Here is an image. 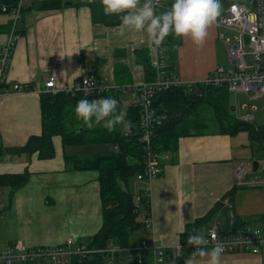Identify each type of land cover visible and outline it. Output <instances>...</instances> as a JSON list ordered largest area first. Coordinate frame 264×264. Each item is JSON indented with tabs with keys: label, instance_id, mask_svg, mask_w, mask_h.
Returning a JSON list of instances; mask_svg holds the SVG:
<instances>
[{
	"label": "crops",
	"instance_id": "0c3cea01",
	"mask_svg": "<svg viewBox=\"0 0 264 264\" xmlns=\"http://www.w3.org/2000/svg\"><path fill=\"white\" fill-rule=\"evenodd\" d=\"M39 1L26 0L14 32V17L0 11V46L15 36L4 86H33L0 96V145L5 147L23 145L30 136L41 133L40 94L51 76L56 90L75 85L88 73H95L108 88L146 82L144 60L148 58L153 65L156 19L165 25L158 39L164 65L173 64L180 81L202 82L215 67L222 66V32L214 24L217 12L209 0H165L155 7L147 0H100L92 3L99 6L94 15L92 4L39 10L35 7ZM103 12L106 19L127 13L129 22L108 24ZM171 40L177 41L173 58L167 53ZM119 96L123 102L134 99L131 104L137 103L131 93ZM235 137L236 133L222 125L206 131L190 128L189 134L178 139L177 150L171 161L163 163L162 173L141 181V191L149 192L152 222L134 232L142 236L132 241L130 249H137L141 241L162 249L179 245L185 225L203 216L217 201L221 207L208 227L230 224L233 212L226 213L228 208L235 209L236 216L248 218L252 211L264 209V189L235 185L233 169L248 154L244 145L237 141L235 145ZM52 143L51 158L40 159L37 153L0 157V175L30 174L28 182L16 190L0 182V249L16 241L28 246L56 245L67 237L86 241L102 225L98 172L64 169L66 148L61 137L53 136ZM186 264H264V246L259 254H218L202 249Z\"/></svg>",
	"mask_w": 264,
	"mask_h": 264
},
{
	"label": "trees",
	"instance_id": "16d2710c",
	"mask_svg": "<svg viewBox=\"0 0 264 264\" xmlns=\"http://www.w3.org/2000/svg\"><path fill=\"white\" fill-rule=\"evenodd\" d=\"M17 1L0 0V4H6L11 8L17 4ZM63 2L65 1L42 0L35 7L39 10L56 9L60 8ZM73 3L78 5L81 2L77 0ZM90 6L92 15H94L99 6L94 4ZM106 16L103 12L102 18L108 24L129 22L127 13L109 15L107 19ZM176 45L177 41L172 42L171 40L167 49L170 58L174 57ZM144 69L147 76L146 82H151L155 78L156 72L148 58L144 60ZM165 69L169 76L177 78L173 64L166 66ZM91 74L97 77L95 73ZM32 87L29 85L27 90L32 89ZM218 90L228 91L224 86L206 85L203 81H198L188 84L186 82L177 86L172 85L167 90L156 93L152 97L151 107L156 114L165 115L166 118L153 130L152 149L159 153L169 152L174 155L177 150L178 139L189 134L191 128L189 127V111L198 106L200 102H210L212 94ZM120 93L121 91L116 87L94 93H87L82 90L73 92L58 90L54 93L42 91L40 94L41 133L30 136L25 144L20 146L5 147L0 145V157L37 153L36 156L40 159L51 158L54 155L52 137L55 135L61 137L64 149L85 144L104 146L103 149L82 156L64 152V169L69 171L95 170L98 172L102 209L101 227L95 235L86 240L88 252L84 257L72 256L69 264H138L137 251L130 250L129 247L132 246L134 232L144 224L142 212L148 208L147 198L143 190H140L137 193L141 194L140 207H138L134 201L135 194L122 188L119 181H126L131 176L136 178V175L143 171L147 156L142 131L139 127L140 107L138 103L132 105L123 102L120 99ZM101 103L108 105L107 109L112 112L111 119L108 118L107 120L109 125L70 131L66 129L68 115L83 118L88 114L95 113ZM217 114L222 122L219 108ZM70 123L73 124L74 120H71ZM120 124L123 126L121 127ZM237 129L246 130L247 134L257 141H264V127L254 128L249 123L239 122L230 133ZM29 175L28 171L19 174H4L0 175V182L2 185H9L13 190H16L28 182ZM228 194H232L231 191ZM220 207L221 202L217 201L203 216L185 225L184 231L180 234V243L184 245V248L178 255L176 264H186L193 248L186 245L194 243L205 233ZM251 221V218L233 215L232 222L220 226L219 229L223 233H238ZM110 246L130 250V254L121 260L119 251L115 250L112 253ZM111 256H115L116 260L111 261Z\"/></svg>",
	"mask_w": 264,
	"mask_h": 264
},
{
	"label": "built area",
	"instance_id": "2783aa9c",
	"mask_svg": "<svg viewBox=\"0 0 264 264\" xmlns=\"http://www.w3.org/2000/svg\"><path fill=\"white\" fill-rule=\"evenodd\" d=\"M84 4H92L100 0H78ZM165 0H147L151 7L158 6ZM26 0H18L17 4L9 8L6 4H0V11L10 13L13 18L12 31L14 32L15 22L20 18L21 12L26 6ZM171 23H169L170 25ZM214 24L219 30L226 28L235 34L233 37H226L225 45L232 67H215L208 76L203 79V83L212 86H224L230 93L250 95V100H256L264 92V0H249L245 2L231 3L225 15L214 19ZM156 35L152 46L154 53L153 65L156 71L155 78L151 82L131 83L129 85L116 87L123 93L134 95L139 107V127L142 131L144 149L146 151L145 166L141 173L136 175L138 180H152L158 177L163 170V163L171 158L169 152L159 153L152 149L153 130L166 118L165 115H158L151 107L152 97L159 92L167 90L170 86L184 84L178 78L167 74L163 48L159 40L162 36L161 30L163 22L156 19L154 22ZM220 38L224 39L223 33ZM15 46V36L0 46V96L14 91H25L27 87L21 88L15 84L11 89L6 88L8 68ZM55 77L51 76L44 82V87L48 91L57 92L55 87ZM109 89L93 74H86L80 78L79 82L71 87L63 89L66 92L82 90L87 93L104 92ZM250 93V94H248ZM242 108L247 104L243 103ZM251 111L241 115L240 122H250L254 118L252 110L255 106H250ZM259 162V161H258ZM257 162V168L259 163ZM253 162L241 161L233 169L235 185L237 187H248L264 189V170L255 173ZM254 172L252 175L249 173ZM248 175V176H247ZM147 198V207L142 212L143 223L150 225L152 216L150 211L149 192L144 189ZM141 194L134 196L136 205L139 206ZM137 207V208H138ZM218 224L209 226L205 233L194 243L186 246L193 247L189 259L195 258L202 249H209L218 254L225 253H250L259 254L264 246V229L246 226L238 233H223ZM88 243L78 241L68 237L64 242L52 246H28L25 243L16 241L5 249H0V264H69L72 256H82L88 252ZM112 253L114 247L110 246ZM184 245L181 243L172 248H158L141 241L137 249L138 264H176V259L181 253ZM130 249V250H133Z\"/></svg>",
	"mask_w": 264,
	"mask_h": 264
},
{
	"label": "rangeland",
	"instance_id": "374dc122",
	"mask_svg": "<svg viewBox=\"0 0 264 264\" xmlns=\"http://www.w3.org/2000/svg\"><path fill=\"white\" fill-rule=\"evenodd\" d=\"M209 1L212 2V7L214 8L213 10H216L217 17H220L225 15V11L227 10L228 6L231 3L233 2L248 3L249 0H209ZM221 32L225 37L224 39H220L223 45V53H224V55H222L221 57L223 60L221 65L226 68H231L232 65L228 57V51L225 45V39L226 37H230V38L233 37L235 33L226 28H222ZM97 80L100 81L99 78H97ZM43 91H48L44 87V85H43ZM125 96L126 95H121V97H125ZM249 96L250 95L243 94V92L240 94H234L223 90L216 91L215 94H212L210 102L209 101L200 102L198 106H196L193 110L189 111V123H190L189 127H191L192 130L206 131V130H213L223 125L227 128V130L233 131L240 122L238 118L241 115L250 112L251 111L250 106L254 105L255 110L254 111L252 110L254 114V118L250 122H246V123L251 124L254 128H263L264 127V92L256 100H250ZM125 102L131 104L134 102V99L133 100L126 99ZM243 103L247 104L246 108L241 107ZM107 108L108 105L101 103L95 113L88 114L83 118H76L74 115L71 114L68 115L66 121V129L70 131V130H80V128H90V127L94 128V127L109 125L108 124L109 121L107 122V120L108 118L109 120L111 119L112 112L110 109ZM218 108L222 115V122L220 121L217 114ZM71 120H74L73 124L70 123ZM123 125H125V122H123ZM123 125H121V127ZM235 133L237 135V137L234 138L235 145L237 141L238 145H244L245 148H247L248 154L245 155L244 161L245 162L259 161L258 162L259 167L255 171V173H260L261 171H263L264 141H257L254 138H251L249 134H247L248 132L243 129H237L235 132H232V134ZM251 145L253 148H250ZM103 147L104 146L99 144H85L81 146L66 147V152L69 154L76 152L77 154L82 156L103 149ZM252 174H254V172H251L248 175H252ZM141 181L142 180H138L134 176H131L126 181L120 180L119 184L122 188L128 190L132 194H135L142 189ZM229 212L230 213L233 212L231 213L233 215L236 214L235 209H231V208L226 209V213ZM261 214H264V209L263 210L257 209L252 211V217H251L252 221L250 223L252 224L253 227H259L261 229L264 228V219H262ZM141 236H142L141 232H137L136 235H133L132 240L136 242L137 240H139L138 239L139 237L141 238ZM113 249L119 251L118 253L119 256L121 257L120 258L121 260H124V257L127 258L130 254V250L127 249L122 250L118 247H114ZM112 260L113 261L116 260L115 256H111V261Z\"/></svg>",
	"mask_w": 264,
	"mask_h": 264
},
{
	"label": "water",
	"instance_id": "95a60500",
	"mask_svg": "<svg viewBox=\"0 0 264 264\" xmlns=\"http://www.w3.org/2000/svg\"><path fill=\"white\" fill-rule=\"evenodd\" d=\"M63 4L64 5H71V4H73V2L72 1H66ZM257 162L258 161H253V170H256V168H257Z\"/></svg>",
	"mask_w": 264,
	"mask_h": 264
}]
</instances>
